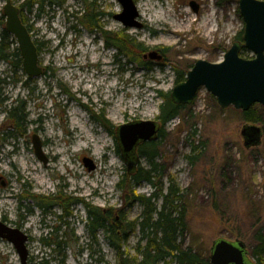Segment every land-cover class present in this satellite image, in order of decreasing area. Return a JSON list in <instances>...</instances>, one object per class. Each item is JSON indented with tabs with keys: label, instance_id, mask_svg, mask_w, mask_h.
I'll use <instances>...</instances> for the list:
<instances>
[{
	"label": "rangeland",
	"instance_id": "rangeland-1",
	"mask_svg": "<svg viewBox=\"0 0 264 264\" xmlns=\"http://www.w3.org/2000/svg\"><path fill=\"white\" fill-rule=\"evenodd\" d=\"M24 1L12 0L17 7ZM56 1L46 2L44 11L39 12L40 5L36 4L32 12L24 10L21 14L32 25V36L42 50L40 63L48 66L49 71L34 78L28 86L23 83L25 73L19 71L18 78L22 82H4L0 90L1 97H7L4 106L0 105V176L7 179L11 187L9 192L0 189V197H10V193L18 192L25 182H34L37 193L52 191L54 185L66 182L68 195L80 188L83 201L92 207L121 208L125 197L117 185L128 165L117 153V128L134 120L159 121L163 102L159 91L171 92L178 84V71L187 75L197 60L220 62L224 59L237 35L244 33L239 0L222 4H218V0H135L142 27L134 28H126L115 19V15L123 11L118 0ZM89 2L94 3V13H102L97 16L101 30L108 31L113 38L115 32L126 29L125 33L143 42L147 51L116 57V48L104 46L102 32L92 31L80 20ZM5 4L6 0H0V32L2 21L6 28ZM16 47L17 41L12 49ZM152 51L162 58L145 59L144 55ZM242 55L253 57L248 50ZM133 59L148 62L149 69ZM8 69L6 62H0V79H6ZM89 78L91 82L85 84ZM21 103L25 120L23 133L19 134L7 112ZM236 110L232 106L222 108L216 97L203 87L195 101L182 110V115L165 125L160 161L166 167L167 178L170 175L176 178L190 206L189 230L181 239L184 247L199 237L211 252L216 239H229L230 230L223 225L221 213L237 218L247 205L264 201V135L259 145L246 148L241 135L244 123ZM93 115L102 116L108 126ZM194 125L197 140L205 141L206 146L197 167L186 159L191 150L187 137ZM258 126L264 130V124ZM35 135L43 142L44 154L50 158L47 166L36 155ZM229 155L232 160L227 176L218 185L220 193L227 197L214 211L213 189L207 176L213 169L214 174L221 175V162ZM85 157L94 161L95 170L87 169L83 162ZM140 161L148 165L144 159ZM164 183L167 184L166 178ZM153 190L142 183L137 187V194L149 196ZM1 203L15 207L13 200ZM127 209L129 221L139 218L142 212L139 205ZM83 213L84 208L80 207L79 215L85 220ZM84 223L75 225L78 241L68 240L69 246L63 249L66 264H117L116 253L103 231L97 234L99 244L87 246ZM139 235L137 231L126 245L132 255L136 254ZM32 246L36 262L45 258L50 264H62L60 254L59 260H53L56 255L50 254L51 248L44 249L37 241ZM1 248L5 253V246ZM10 259L12 264H21L18 255L13 254Z\"/></svg>",
	"mask_w": 264,
	"mask_h": 264
},
{
	"label": "trees",
	"instance_id": "trees-1",
	"mask_svg": "<svg viewBox=\"0 0 264 264\" xmlns=\"http://www.w3.org/2000/svg\"><path fill=\"white\" fill-rule=\"evenodd\" d=\"M46 1L54 3L56 0H26L23 5L29 6L30 3L33 5L38 2L43 4ZM226 1L218 0V4ZM89 9H86V13H83L80 20L92 28L95 25L94 16L97 17L101 13L92 14ZM21 18L28 27L27 18ZM1 24L3 28L0 32V59L2 60V58L6 57L7 51L9 52L12 45L16 43V39L7 32L3 21ZM97 27H100L99 24ZM125 32L126 29H123L115 32L113 38L108 37L109 40L112 39V45L117 49L116 57L124 55L134 56L132 53L140 54L147 51L143 42ZM242 37L243 32H240L236 37V41L243 42ZM38 48L40 53L42 50L39 44ZM10 56L16 58V67L19 71H22V58L19 48H13ZM133 61H138L146 69H149L148 62L141 61L140 59H133ZM183 72L178 71L176 83H180L186 79V74ZM2 81L3 79H0V85ZM159 93L163 99L158 116V120L162 124L159 138L155 141L144 142L138 148L140 159H144L148 165L145 166L140 161L133 172L129 173L126 170L122 175L117 186L125 197L123 198L124 207L107 210L98 206H91L89 208L92 219L88 223L87 230L90 236L93 237L89 238L87 246L98 243L97 234L102 230L108 244L116 253L117 264H211L210 250L206 248L201 238L196 237L191 244H188L186 247L183 246L181 239L189 230V201L176 178L172 175L167 178L164 173L166 172V167L160 161L161 142L166 133L165 125L173 119L180 117L182 110L187 106L175 103L171 97V92L165 93L159 91ZM236 112L240 115V121L244 124H264V108L260 104H254L247 111L236 110ZM8 118L11 120L12 126L17 133L22 134L25 120L22 103L9 109ZM96 119L105 126H108L107 121L102 116L99 115ZM193 127V131L187 137V140L190 141L191 150L189 154H186V159L193 167H197V163L202 160L206 153V146L205 141L197 140L198 132L196 126L194 125ZM111 133H114L113 129ZM115 138L117 153L124 158L117 142V136ZM231 160L232 157L229 155L224 163L221 162L223 169L221 175H218V173L214 174L212 172L213 169L210 176H207L208 182L212 185L213 189L211 196L214 211L220 206V201L225 202L226 200L227 195L220 193L218 185L227 176L226 171ZM165 178L167 179V184L164 183ZM142 183H147L153 187L154 190L149 196L137 194V187ZM219 197H221V200H219ZM135 205H139L142 212L139 218L129 221L126 216V208L130 209ZM240 215V217H237L239 216L237 215V218H233L231 215L226 217L224 212L221 213L223 225L230 230L228 238L244 240L247 243L253 263L264 264V201L258 202L256 205H247L241 210ZM137 231L140 234L139 241L135 249L136 254L132 255L126 250V245ZM43 243L51 248V255L56 253V258H53L54 261L59 260L57 255L60 254L61 263L66 264L67 257L63 253V249L69 246L67 241H46ZM40 264H50V262L42 259Z\"/></svg>",
	"mask_w": 264,
	"mask_h": 264
},
{
	"label": "water",
	"instance_id": "water-1",
	"mask_svg": "<svg viewBox=\"0 0 264 264\" xmlns=\"http://www.w3.org/2000/svg\"><path fill=\"white\" fill-rule=\"evenodd\" d=\"M123 11L115 15L126 28L142 27L138 21L139 12L134 0H118ZM198 10L197 6H194ZM240 14L245 22L243 42H235L225 53L220 62L197 60L187 72L186 80L171 90L173 101L181 105H190L197 93L205 87L216 97L222 108L234 106L247 111L254 104L264 108V0H239ZM6 30L18 43L23 70L26 75L37 78L43 75L40 65V54L32 33L22 21L19 8L12 0L4 6ZM253 53L254 57L241 56L242 49ZM144 58H162L156 51L145 54ZM160 126L154 120H134L117 128V139L129 173L138 164V147L143 142L155 141L159 137ZM246 148L257 146L262 142L263 129L258 125H244L241 131ZM36 155L47 163L40 138L33 136ZM83 162L89 171L96 169L94 161L85 157ZM5 229L0 222V237L12 242L26 264L28 252L25 246L26 237L20 231ZM211 264H254L248 254L247 244L241 239H216L210 252Z\"/></svg>",
	"mask_w": 264,
	"mask_h": 264
},
{
	"label": "flooded vegetation",
	"instance_id": "flooded-vegetation-1",
	"mask_svg": "<svg viewBox=\"0 0 264 264\" xmlns=\"http://www.w3.org/2000/svg\"><path fill=\"white\" fill-rule=\"evenodd\" d=\"M25 1L23 2V4L25 3ZM46 2L43 4H41V2L36 3L40 5V7L38 8L39 12L44 11V5L46 4ZM56 2L58 1H55L54 3ZM23 4L20 6L18 5L20 14H24L23 12L24 10H28L29 12H32L33 7L36 5V4L32 5L30 3L29 6L27 5L24 6ZM93 5H94L93 2H89L87 6H85L84 13H86L87 8H90L89 10L92 12V14H95L93 11ZM94 21H95V25H93L92 31L100 30V32H102L103 35L104 46L109 48L110 46L114 47L112 45V39L110 40L108 39V37H110L109 32L108 31L105 32L103 31V29L101 30V26L99 28L97 27L98 22L96 16H94ZM28 27L31 30V32H33L32 25L28 23ZM72 28L74 29L75 27ZM11 51L12 48L9 52L7 51L5 58H2V60L0 59V61L6 62L9 65V69H8L9 73L7 74L6 79L2 81V84L0 85V90H2V85L4 82H7L8 84H10V82L11 84L22 82V80L18 78L19 69L16 67V63H17L16 58L10 56ZM41 65L44 69L43 74L46 75L49 71V67L43 64ZM25 77L26 80H24L23 83L25 84V86H28V84L32 82L34 78L26 74ZM5 99H7V97H1L0 95L1 107L4 106ZM18 101L19 100H17V102ZM7 115L9 116V110L7 112ZM93 117L96 119L95 115H93ZM159 123L161 126L162 124L160 121ZM1 130L5 132L3 126L1 127ZM46 158H47V163H44L45 166H47L48 162L50 161V158L47 157V155ZM125 162L127 163L126 160ZM0 182L2 183V187L0 189L9 192L11 189L10 182L7 179H5L3 176H0ZM67 187L68 186L66 182H64L63 184L58 183L54 185V190L52 191L48 190L46 193H42V192L37 193L34 182H25L21 184V188L18 192L10 193L11 195L10 197L8 196L0 197V222L5 225L6 230L10 231L9 229H11V230L20 231L22 235L27 238L25 242V246L28 252V258L26 264H40L43 259L40 258V261L36 262L37 257H35V255L32 252L33 250L32 245L35 241L42 243L45 249L48 246L45 245L43 242L46 241L65 242L68 240L69 241L77 240L78 236L75 234L76 232L75 225L77 223H80L81 221H84L86 229L88 228L87 227L88 223L92 219L89 208H91L92 205L89 202L83 201L81 194L82 190L80 188L74 189V191H71L68 195L66 192ZM8 200L14 201L15 203L14 208L10 204L1 203L2 201H8ZM80 207L84 208L83 215L85 216V220L79 215ZM86 231H87V238L89 241V238L93 236H90L88 230ZM2 246H5V251H6L5 253L3 248H1ZM0 248H1L0 264H12L10 257L13 254L19 256V252L16 246L9 240L2 237H0Z\"/></svg>",
	"mask_w": 264,
	"mask_h": 264
},
{
	"label": "bare ground",
	"instance_id": "bare-ground-1",
	"mask_svg": "<svg viewBox=\"0 0 264 264\" xmlns=\"http://www.w3.org/2000/svg\"><path fill=\"white\" fill-rule=\"evenodd\" d=\"M139 5V8H141V5H140V3L138 4ZM29 29V28H28ZM36 43V42H35ZM37 45V44H36ZM38 47V46H37ZM154 121H156V120H154ZM158 122V124H159V126H160V123H159V121H157ZM160 128H161V126H160ZM159 131H160V129H159ZM144 143V142H143ZM90 237V236H89ZM56 254V253H55ZM58 256V255H57Z\"/></svg>",
	"mask_w": 264,
	"mask_h": 264
}]
</instances>
